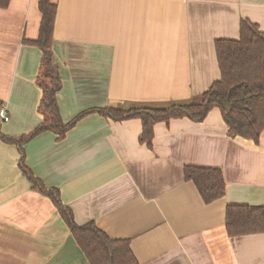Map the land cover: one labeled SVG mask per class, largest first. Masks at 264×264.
Here are the masks:
<instances>
[{"label": "crops", "instance_id": "obj_1", "mask_svg": "<svg viewBox=\"0 0 264 264\" xmlns=\"http://www.w3.org/2000/svg\"><path fill=\"white\" fill-rule=\"evenodd\" d=\"M52 58L62 87L63 123L127 104L183 102L220 78L214 43L239 39L241 20L264 32V0H54ZM38 0L0 9V107L5 136L42 123L35 83L40 51ZM140 120L87 114L62 140L43 132L24 145L25 164L59 191L77 225L94 223L128 240L139 264H264V233L229 237V205L264 206V130L258 144L231 138L220 111L201 123L154 126L140 144ZM16 146L0 140V264H89L52 202L18 169ZM187 166L217 168L225 195L206 205Z\"/></svg>", "mask_w": 264, "mask_h": 264}, {"label": "trees", "instance_id": "obj_2", "mask_svg": "<svg viewBox=\"0 0 264 264\" xmlns=\"http://www.w3.org/2000/svg\"><path fill=\"white\" fill-rule=\"evenodd\" d=\"M10 0H0V9ZM41 15L38 37L23 40L24 45L36 47L41 54L35 83L41 91L37 112L40 126L19 136H5L3 143L16 146L19 154L18 169L31 188L48 198L57 209L89 264H139L128 240H112L94 223L77 225L72 211L63 205L59 191L46 188L25 164L24 145L43 132H52L62 140L67 131L87 114H98L114 122L140 120L142 131L139 142L152 149L154 126L169 124L171 120L188 119L203 122L212 109L220 111L228 136L258 144L264 130V32L249 20H241L239 39H218L214 43L220 78L207 91L183 102L163 104H127L124 108L106 107L79 114L70 123H63L56 95L62 87L58 67L52 58L53 32L57 5L54 0H38ZM186 182L192 183L204 204L209 205L225 195V181L217 168L187 166L183 169ZM225 230L229 237L264 233V206L229 205L225 210Z\"/></svg>", "mask_w": 264, "mask_h": 264}, {"label": "built area", "instance_id": "obj_3", "mask_svg": "<svg viewBox=\"0 0 264 264\" xmlns=\"http://www.w3.org/2000/svg\"><path fill=\"white\" fill-rule=\"evenodd\" d=\"M10 120L8 112L5 107H0V124L8 123Z\"/></svg>", "mask_w": 264, "mask_h": 264}, {"label": "rangeland", "instance_id": "obj_4", "mask_svg": "<svg viewBox=\"0 0 264 264\" xmlns=\"http://www.w3.org/2000/svg\"><path fill=\"white\" fill-rule=\"evenodd\" d=\"M2 125V124H1Z\"/></svg>", "mask_w": 264, "mask_h": 264}]
</instances>
